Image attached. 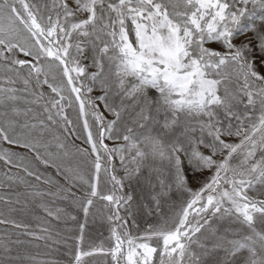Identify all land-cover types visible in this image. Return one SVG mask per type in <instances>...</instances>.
<instances>
[{
  "label": "snow or ice",
  "instance_id": "snow-or-ice-1",
  "mask_svg": "<svg viewBox=\"0 0 264 264\" xmlns=\"http://www.w3.org/2000/svg\"><path fill=\"white\" fill-rule=\"evenodd\" d=\"M0 264H264V0H0Z\"/></svg>",
  "mask_w": 264,
  "mask_h": 264
}]
</instances>
